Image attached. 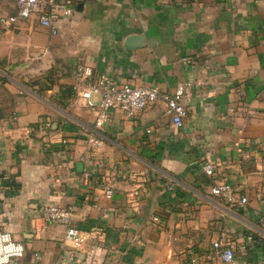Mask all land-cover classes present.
Here are the masks:
<instances>
[{
	"label": "crops",
	"instance_id": "obj_1",
	"mask_svg": "<svg viewBox=\"0 0 264 264\" xmlns=\"http://www.w3.org/2000/svg\"><path fill=\"white\" fill-rule=\"evenodd\" d=\"M71 1L55 35L37 15L0 21L4 228L42 264H224L217 241L234 245L236 264H262L264 0ZM17 8L0 0V17ZM131 35L144 44L128 48ZM101 74L162 92L185 86L183 126L158 101L136 117L114 109L97 128L100 98L88 105L82 94ZM221 181L249 203L212 195ZM54 202L73 209L86 247L65 239L68 225L43 223Z\"/></svg>",
	"mask_w": 264,
	"mask_h": 264
},
{
	"label": "built area",
	"instance_id": "obj_2",
	"mask_svg": "<svg viewBox=\"0 0 264 264\" xmlns=\"http://www.w3.org/2000/svg\"><path fill=\"white\" fill-rule=\"evenodd\" d=\"M18 8L14 16L5 18L0 17L2 22H16L18 19H27L32 15H37L41 25L48 28L51 34L59 32L58 22L63 17H69L72 14L71 0H14ZM84 76L90 77L93 72L90 67L83 71ZM93 95L99 96L98 116L95 126L102 127L107 122L110 113L114 109H121L129 117H136L147 107L163 101L168 107V113L172 117L175 126H183L184 119L187 116V107L185 97L187 90L185 86L178 87L174 92H162L158 86L135 85L129 82H117L111 75L101 74L90 84L87 91H84L82 97L87 99L88 105H93L90 99ZM150 132V130H148ZM89 144L93 151L101 146V139L97 134H91ZM237 151L244 159H250L251 153L240 144H236ZM264 162V157H263ZM201 169L209 177H214L217 173L215 163L204 161ZM10 181L9 176L0 177V195L5 190L6 183ZM111 193V190H108ZM212 195L221 198L231 205L244 207L249 203L246 194L238 191L230 182H214L211 186ZM73 209L58 202L47 204L42 209L41 219L44 224L61 223L68 225L65 239L69 241L76 249L86 247L91 240L89 233L80 230L73 220ZM157 219V218H156ZM7 235L8 241H3L4 246L8 243L16 245L21 249L19 255H10L7 264H42V257L38 254L28 255L25 244L15 239L13 234L7 231L2 223L0 213V236ZM215 253L224 264H236V251L233 244H225L217 241L214 244ZM196 261H193V264ZM264 264V262L262 263Z\"/></svg>",
	"mask_w": 264,
	"mask_h": 264
},
{
	"label": "clouds",
	"instance_id": "obj_3",
	"mask_svg": "<svg viewBox=\"0 0 264 264\" xmlns=\"http://www.w3.org/2000/svg\"><path fill=\"white\" fill-rule=\"evenodd\" d=\"M9 237L7 235L0 236V264H7L8 257L10 255H19L21 249L16 245L8 243L7 246H4L3 241H8Z\"/></svg>",
	"mask_w": 264,
	"mask_h": 264
},
{
	"label": "water",
	"instance_id": "obj_4",
	"mask_svg": "<svg viewBox=\"0 0 264 264\" xmlns=\"http://www.w3.org/2000/svg\"><path fill=\"white\" fill-rule=\"evenodd\" d=\"M143 44H144V37L141 36V35H131L127 39L128 48L139 47V46H142ZM77 169L80 170V171H83V169H84L83 162H78L77 163Z\"/></svg>",
	"mask_w": 264,
	"mask_h": 264
},
{
	"label": "trees",
	"instance_id": "obj_5",
	"mask_svg": "<svg viewBox=\"0 0 264 264\" xmlns=\"http://www.w3.org/2000/svg\"><path fill=\"white\" fill-rule=\"evenodd\" d=\"M15 186H17V185L15 184ZM17 188H18V186H17Z\"/></svg>",
	"mask_w": 264,
	"mask_h": 264
}]
</instances>
